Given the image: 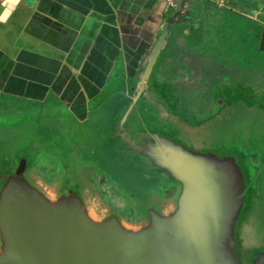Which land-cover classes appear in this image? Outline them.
<instances>
[{
  "label": "water",
  "instance_id": "95a60500",
  "mask_svg": "<svg viewBox=\"0 0 264 264\" xmlns=\"http://www.w3.org/2000/svg\"><path fill=\"white\" fill-rule=\"evenodd\" d=\"M186 5L173 6L133 91L120 86L83 118L0 128V264H264V245L249 246L243 234L264 193V114L255 107L253 119L239 105L200 125L175 126L146 96L172 24L191 18ZM120 110L109 121L111 135L98 142L95 121ZM237 125L249 127L245 140L231 131ZM58 128L60 136L51 133ZM44 153L63 170L53 189L30 171ZM93 166L145 198L166 182L178 191L169 207L146 198L145 219L130 223L87 201L93 178L85 170Z\"/></svg>",
  "mask_w": 264,
  "mask_h": 264
},
{
  "label": "crops",
  "instance_id": "0c3cea01",
  "mask_svg": "<svg viewBox=\"0 0 264 264\" xmlns=\"http://www.w3.org/2000/svg\"><path fill=\"white\" fill-rule=\"evenodd\" d=\"M177 2L0 0V121H21L24 114L37 112L83 118L118 83L137 75ZM186 4L193 27L211 32L222 57L263 67L259 72L264 75V0ZM216 25L224 32L219 34ZM243 75L246 87V71ZM253 88L261 90L262 83ZM256 105L264 114V102ZM10 115L11 120L5 118Z\"/></svg>",
  "mask_w": 264,
  "mask_h": 264
},
{
  "label": "rangeland",
  "instance_id": "374dc122",
  "mask_svg": "<svg viewBox=\"0 0 264 264\" xmlns=\"http://www.w3.org/2000/svg\"><path fill=\"white\" fill-rule=\"evenodd\" d=\"M186 19V17L181 18V25L179 27L177 26V28H175L172 33L170 42H172V46L174 47L170 51L171 56L167 57V60H165V62L163 59L162 63L159 62V58L157 60L158 64L156 63L153 66V70L149 77V85L154 88L158 94H162L166 99L168 98L169 100H172L175 96H177V93L181 92L186 95L188 101H190L191 99L192 101L195 100L197 102L205 104V107L203 106L201 108H195L196 115L207 114L208 116L211 115L210 119H213L215 116L223 114V112L225 111L221 109L218 110L219 107L217 108L213 106V103L216 102L217 99H223L224 102L231 105V109H233L235 106L238 107L240 105L239 107L243 106L241 108H245L244 111H248L252 118L256 116L257 114L254 115V108L257 106L256 102H264V75L262 72H259L263 67H259L253 63L238 64V62L241 63L242 60H238L236 59V57L233 59L222 57L221 54H219V52H221V49L214 47L215 40H210L211 32L207 33L205 31V26L202 27L200 25L195 29L192 23L188 20L186 21ZM202 21H207V14L203 13L201 17V22ZM215 29L218 30L219 34L220 32H224V30L220 27H217V25L215 26ZM216 44L221 45L218 42H216ZM177 51L179 52V54H177ZM191 61H193V63ZM222 63H225L227 71L230 72L228 75H224L223 80H221L222 77L217 78V76L219 75H217L216 73L218 72H212L214 66L223 68ZM181 64L183 66H181ZM207 69L211 70V74H209ZM244 71H246V87L243 86L244 81L242 80ZM210 78H215L216 80L220 79V81L217 80L219 82L218 85V83L216 84V81L214 82V80H212L214 82V84L212 83L211 85L213 94L212 100L209 101L210 97L205 96L204 84ZM181 81H184L183 84L185 83L189 85L191 83L192 90L189 89L190 86L188 85L182 86V84H180L181 86H179L177 83H180ZM259 82L262 83L261 90L257 89V91H254L253 85L258 84ZM184 87H187V89H184ZM209 102L211 105L209 104ZM61 112L67 113L66 110H62ZM121 112L122 111L120 110L115 115H113L111 112L100 114L101 119L95 121L96 123H99L98 131H100V134H98V142L99 140H102L99 139L102 134L105 135V133L107 132L111 135L112 129H110L109 121H113L112 119H118ZM9 117L11 118L6 117V119L11 120L12 116L10 115ZM25 117L28 120L36 118L32 113L24 114L22 116V118ZM223 124L224 121H220L217 125L221 129ZM240 124L242 123L240 122ZM219 128H216V135L218 134V132L220 133ZM230 129L234 133L239 132V134H241L242 136V140H245V137L248 133L247 129H249V127L246 125L244 127L242 125H237V127L234 128H232L231 126ZM53 132L59 134L60 136L62 130L60 128L56 130L52 129L51 133ZM99 145L102 144L98 143L97 145L96 143L97 149H99ZM4 154V151L1 152L0 158H2ZM47 167H49V165ZM98 171L109 178L111 177L110 179L113 181L109 182L106 178L98 176L96 183L93 184L95 197L101 202V205L104 208L112 209L111 206L114 205L119 208L125 216H127L128 218H133L135 214L131 206H134V203H136L138 195H136L135 192L126 189L124 185L121 186L119 181L117 180L118 178L112 177L106 170L102 169L95 172L97 173ZM143 171L144 168H142V172ZM38 172L39 173H34V176L40 181H43L44 177L48 176V169L38 170ZM111 172L115 173L114 170H112ZM145 172L148 171L146 170ZM57 179L58 178L53 177L52 179H50V181H48L49 183L47 184L51 189L55 187ZM139 198L140 199H138L136 205L143 206L147 204V200L145 197H143V195H140ZM154 198H156V196ZM159 200L162 204H166L167 202H173L174 198ZM124 220L126 219L124 218ZM141 221L142 220H140V222ZM246 221L247 224L245 226L243 234L247 244L254 247L264 245V193L262 195H259L258 202L253 203L251 210L247 215ZM128 222L133 223L131 221Z\"/></svg>",
  "mask_w": 264,
  "mask_h": 264
},
{
  "label": "flooded vegetation",
  "instance_id": "af4514ba",
  "mask_svg": "<svg viewBox=\"0 0 264 264\" xmlns=\"http://www.w3.org/2000/svg\"><path fill=\"white\" fill-rule=\"evenodd\" d=\"M187 12H189V11H187ZM190 15H191V13H190ZM187 20L189 22H193L192 15H191V18L190 19H186V21ZM175 22H177V23L180 22V19H177ZM174 23L172 24V26L170 28V34L171 35L169 34L164 47L160 49L155 64L157 63V60L159 58H160L159 62L162 63L163 59H164V62H165V60H167V57L171 56L170 51H171V49H173L174 46H172V42H170V41H171V38H172L171 30H172V27H173ZM149 51H150V49L148 50V52ZM148 52H147V54H148ZM147 54H146V56H147ZM177 54H179L178 51H177ZM146 56H145V59L142 62V64H140L139 71H138L137 75L134 78H128V80H126V81L124 80V81L118 83L117 86L115 87V89L108 95V97L105 98V100L100 105H98L94 109L90 110L88 113H91V112H94V111L98 110L105 103L106 100L111 98L113 95L119 93L120 90H118V88L120 86H125L126 87L124 89V91H122L123 93H126L129 90L133 91L135 89V83H136V81L138 79L141 67L144 66L145 63H146ZM191 62L193 63V61H191ZM215 64H217V63H215ZM222 65H223V68H220L219 66H214L213 70H212V72L213 71L214 72H218L216 74L219 75V76H217V75L216 76H217V78L218 77H222L221 80H223L224 75L226 76V75H228L230 73V72L227 71V69H226L227 67L225 66V63L224 64L222 63ZM181 66H183V65L181 64ZM152 70H153V67H152ZM208 72H209V74H211V70H208ZM225 73H227V74H225ZM149 77H150V75H149ZM149 77H148V80H147V93H146V96L149 99V101H151L152 103H154V104H156L158 106L157 107V108H159V109H157L158 110V115L162 116L164 118V120H165V121L163 120L164 122L168 121L171 124L173 123V125H175L176 123H180V124L183 123L185 126L188 127V126L200 125V124H203V123L208 122L210 120V118H211L210 116L211 115L208 116L207 114H205V115H196L195 114V108H199V107L201 108L203 106L205 107V104H203L201 102H197L195 100L192 101L191 99H190V101H188V98L186 97V95L184 93H181V92L177 93L176 94L177 96H175L174 99H172V100H169L168 98L166 99L162 94H158L156 92V90L149 85ZM212 80H214V82L216 81V84L218 83V85H219V82L217 80L220 81V79L216 80L215 78H213V79L210 78L204 84L205 96L206 97H210L209 101L212 100V94H213L212 93V89H211V85H212V83L214 84V82ZM183 82L184 81H181L180 83H177V84L179 86H181L180 84H182V86L188 85V84H185V83L183 84ZM188 86H190L189 89L192 90L191 83ZM184 89H187V87H184ZM175 90H176V88H175ZM155 98H157V99H155ZM209 104H210V102H209ZM213 104H214L213 105L214 107H217V108L219 107L218 110L221 109L223 111H225V110H227V109H229L231 107V105H229L226 102H224L223 99H217L216 102H214ZM33 114L35 115L36 118L32 119V120H28L26 117L25 118L21 117V119H22L21 121H19V120L18 121L13 120L12 122L1 121L0 128L10 129V128H14V127H19V126H21V125H23V124H25L27 122H33V123H37L38 124V122L40 120L49 119V118L73 119V116H74V115H70V114L69 115H63V116H47V115H45V114L43 115V113H39V112L33 113ZM74 117H77V116H74ZM161 129L165 130V127H162ZM164 134H166V133L164 132ZM169 134L173 135L172 132H170ZM106 155H109V154H106ZM111 155L112 154H110V156ZM48 165H49V167H47ZM44 169H48V176H45L44 179H43V181L46 182V184L49 183L48 181H50V179H52L53 177L54 178H58L56 183L60 182L61 177L63 175V170L55 162V160L52 158V156L47 154V153L41 154L37 158V160L30 166V171H31L32 175H34V173H39L38 170H44ZM97 170H102V168H98L96 166H93V168H88L87 170H85V171L88 172V174H90L89 177L91 176L93 178L92 186H93L94 183H96L98 176H102V177L106 178L109 182L113 181V180L110 179L111 177L109 178L106 175L101 174V172H99V171L96 173L95 171H97ZM104 170H106V169H104ZM106 171L108 172V170H106ZM117 180L119 181L121 186L124 185L119 179H117ZM89 183L91 184V182H89ZM159 188H161V189H155V191L152 192L149 196H146V198L148 199V201L150 203L153 202V203L157 204V206L169 207L172 204V202H167L166 204L165 203L162 204L159 199H172V198H175L176 193L178 191V186L176 184H173V183H170V182H166V184L161 185ZM93 190H94V188L92 187L90 189V193L88 194L89 196L91 194L92 195H91V197L87 198V201L89 202V204L91 206H97V205L101 204V202L95 197ZM155 196H156V198H154ZM94 199H96V200H94ZM138 199H140L139 195L137 197L136 203L138 202ZM136 203H134V206H131L133 211H134V214H135V216L133 218H128L127 216H125L122 213V211H120V209L117 208L116 206L113 205L111 207H112V210L114 212H116L117 214H119L123 219L125 218L127 221H131V222H140V220H144L145 218H144L143 212H141V210H139V207H141V206L136 205ZM109 209H111V208H109Z\"/></svg>",
  "mask_w": 264,
  "mask_h": 264
}]
</instances>
